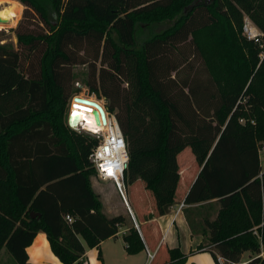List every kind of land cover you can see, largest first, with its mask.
I'll return each mask as SVG.
<instances>
[{"label":"trees","instance_id":"1","mask_svg":"<svg viewBox=\"0 0 264 264\" xmlns=\"http://www.w3.org/2000/svg\"><path fill=\"white\" fill-rule=\"evenodd\" d=\"M16 1L24 7L17 47L0 44V252L29 264L25 250L42 232L62 264H81L80 238L98 248L123 228L128 255L145 249L128 213L102 212L88 161L98 140H73L62 118L82 66L84 86L106 101L125 138L124 192L140 181L153 199L141 223L180 200L188 149L200 171L183 203L219 205L196 252L215 264L246 253L249 264H264V48L241 37L244 16L264 35V0ZM162 23L168 28L137 46L138 30ZM207 32L209 45L198 40ZM162 254L164 264L188 258L159 245L149 264Z\"/></svg>","mask_w":264,"mask_h":264},{"label":"crops","instance_id":"2","mask_svg":"<svg viewBox=\"0 0 264 264\" xmlns=\"http://www.w3.org/2000/svg\"><path fill=\"white\" fill-rule=\"evenodd\" d=\"M180 155H182V153ZM195 168V162L190 154L186 168L185 166L183 167L186 179L181 173L182 169H180L181 180L176 193L180 200H177V204L170 208L168 214L154 218L151 221L141 223V217L149 214L151 210L146 208L143 209V206L141 204L139 205L138 201H131L128 197L129 188L125 192V195L123 193L119 196V203L121 206L120 212L111 213V209L107 204L101 201L103 206L102 212L106 217H111L117 214H129L134 227L136 226V229L141 236L145 249L135 255H128L126 253L121 237L127 232V228L121 229L116 237L101 242L98 248H87L84 240L80 238V242H82L85 248V253L80 259L81 264H149L147 252L152 254L156 251L159 245L160 247H166L169 249H179L181 253L188 256L185 264H214L209 253L196 252L197 247L203 243V240L201 236L193 235L191 232L188 220L184 213V207H187V205L179 210V205L183 203L190 185L200 171V169L197 170V168ZM92 188L95 191L93 183ZM95 193L98 195L100 194L96 191ZM213 202L215 201L209 203ZM202 205H197V207ZM139 215H141V217ZM158 238L161 240L157 244L158 246H156ZM25 251L29 264H62L51 251L47 237L42 232L37 233L32 243ZM98 252H100L101 261L98 260ZM191 252L196 253L190 255ZM166 257L165 254H162L156 259V264H164ZM244 261L248 260H241V262ZM0 264H15L14 260L5 249H2L0 252Z\"/></svg>","mask_w":264,"mask_h":264},{"label":"rangeland","instance_id":"3","mask_svg":"<svg viewBox=\"0 0 264 264\" xmlns=\"http://www.w3.org/2000/svg\"><path fill=\"white\" fill-rule=\"evenodd\" d=\"M5 2L6 3H3V5L0 6V12L6 8H9L12 6H18V5L20 9L19 11H17V16L15 17L16 19L12 18V20H10V22L7 25L0 26V44H6V45L11 46L12 48H16L17 39L15 35V30L17 29L18 25L20 24L23 18L24 7L16 0H5ZM168 26L169 24L162 23V24L154 25L149 28H143L141 30H138L136 33L137 46L139 47L140 44L144 40L149 39L153 35H156L162 32L164 29L168 28ZM241 37H243L242 34H241ZM198 38H199L198 39L199 42H202L207 45L211 44L213 41L212 34L209 32L201 34L200 36H198ZM86 72H87L86 67H82V66L75 67L73 69V73L75 76V82H74L73 89H72L73 94H71V97L66 103L64 107L63 116H62L63 120L66 121L67 127H68L67 119H68L69 112L71 110V105L74 102V98H84V99L92 100L96 103H100L103 106V108L106 109V106H107L106 101L103 98H99L95 94L90 93L88 88L84 86V82L86 79ZM72 132H74L71 137L73 140H76V139L84 140L86 137L97 139L102 136V134L94 135L89 130L87 131L86 129H82V128L74 129L72 130ZM258 149H259L260 160L263 163V160H264L263 142L258 143ZM190 154H191L190 150L187 149L183 153V155L179 157V162L181 164L180 169H182L181 173L184 178L186 177V174H184L183 167L185 166L186 168L187 163H188V157L190 156ZM91 169L94 171L92 167ZM194 172L196 173L195 170ZM91 180H92L91 182L93 183L95 191L100 193L99 198H101V201L107 204V206L111 209L110 212L111 213L120 212L121 206L119 203V196L121 194L116 189L114 183H112L111 181H105V182L100 181L98 177L96 176L95 172ZM141 187L143 188L142 182L137 181V183H135L134 186L129 189V191L130 193L133 192V195L137 197V200L139 202L138 204L139 205L141 204L143 206L142 208L145 209L146 207L149 206V202L150 204L153 202L152 201L153 199L151 200L149 198L150 199L149 200L148 198L145 197L144 194H142L141 191H138V189L139 188L141 189ZM123 193L125 195L124 191ZM218 212H219V205L217 204L216 201L213 203H206V204L204 203V205L199 206V207L197 206L196 207H188V206L184 207L185 216L187 220L191 222L193 235L202 237V240H203L202 241L203 243L201 244L202 246H205L207 244V236H208V231L206 227L203 225V220L207 219L209 221H213L215 217L217 216ZM207 248L208 247H206L205 249ZM247 258H249L248 253L244 254L241 260H248Z\"/></svg>","mask_w":264,"mask_h":264},{"label":"built area","instance_id":"4","mask_svg":"<svg viewBox=\"0 0 264 264\" xmlns=\"http://www.w3.org/2000/svg\"><path fill=\"white\" fill-rule=\"evenodd\" d=\"M241 34L248 42H252L261 49L264 48V35L246 16L243 17ZM71 107L77 108L78 106L74 104L71 105ZM92 109L94 110V108ZM104 110L105 115H107L105 122L103 123L99 117L102 126V131L99 134H102V136L97 138L98 144L88 156V161L95 169L98 179L103 182L111 181L122 195L124 191V174L128 169L129 162L127 144L115 116L108 113L106 109ZM239 122L240 124H244V120H240ZM67 125L71 130L75 129L71 127L68 122ZM184 206L185 204L181 203L179 205V210ZM65 220L69 224L73 222V218L70 216H66ZM253 233L257 235L256 228ZM152 257V254L147 252L148 261H150ZM217 260L219 264H249V261L228 263L219 256Z\"/></svg>","mask_w":264,"mask_h":264},{"label":"bare ground","instance_id":"5","mask_svg":"<svg viewBox=\"0 0 264 264\" xmlns=\"http://www.w3.org/2000/svg\"><path fill=\"white\" fill-rule=\"evenodd\" d=\"M7 2V1H6ZM5 0H0V6L3 5V3H6ZM19 5L18 6H12L9 8H6L0 12V19L4 21L10 22L12 18H15L17 16V11H19ZM16 19V18H15ZM2 24H0L1 26ZM81 100H88L90 102H94L89 99L84 98H77ZM96 103V102H94ZM76 104L78 107L73 108L71 107V110L68 115L67 122L71 125V127L75 129H86L89 130L92 134H99L102 131V126L100 124V119L96 117V115L93 113L92 106H87L85 104L73 102L72 105ZM98 104L103 112L105 113V110L103 106L100 103ZM105 118H107V115H105Z\"/></svg>","mask_w":264,"mask_h":264},{"label":"water","instance_id":"6","mask_svg":"<svg viewBox=\"0 0 264 264\" xmlns=\"http://www.w3.org/2000/svg\"><path fill=\"white\" fill-rule=\"evenodd\" d=\"M0 24H2L3 26L7 25L8 21H4V20L0 19ZM74 101L77 102V103L85 104L87 106H92L91 108H94L93 113L96 115V117L97 118L100 117L102 122L103 123L105 122V113L103 112L102 108L98 104H96L94 102H90L88 100H81V99H77V98H74ZM38 216L39 215L35 214V213L31 214V217H38ZM135 228H136V226H135Z\"/></svg>","mask_w":264,"mask_h":264}]
</instances>
